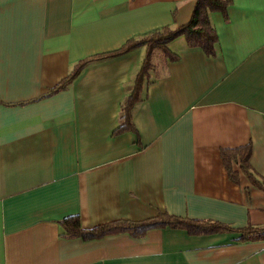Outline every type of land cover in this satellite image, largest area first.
Wrapping results in <instances>:
<instances>
[{
	"label": "crops",
	"instance_id": "obj_1",
	"mask_svg": "<svg viewBox=\"0 0 264 264\" xmlns=\"http://www.w3.org/2000/svg\"><path fill=\"white\" fill-rule=\"evenodd\" d=\"M195 0H0V264H264V192L221 150L249 144L264 178V0L209 14L215 54L167 44L124 123L144 48L80 61L190 18ZM158 76V77H157ZM123 125V126H122ZM166 213L231 228L161 226L83 239L82 228Z\"/></svg>",
	"mask_w": 264,
	"mask_h": 264
},
{
	"label": "trees",
	"instance_id": "obj_2",
	"mask_svg": "<svg viewBox=\"0 0 264 264\" xmlns=\"http://www.w3.org/2000/svg\"><path fill=\"white\" fill-rule=\"evenodd\" d=\"M232 0H195L190 18L179 25H164L149 32L137 35L127 40L118 50L109 53H102L98 56L86 58L77 64L76 67L56 87H63L94 58L105 57L129 52L132 49L143 47L144 57L142 64L135 74L133 88L127 100L122 105L124 123L129 119L132 106L140 100L144 87L153 82L151 71L155 63L153 61L156 50L160 49L165 61L176 60L178 56L167 48L172 40L183 37L188 47H198L206 55L215 54V44L218 40L216 30L210 22L209 14L219 11L226 15L228 6ZM158 77V76H157ZM123 126V125H122ZM251 147L249 144L236 148H225L221 150L222 161L228 171V175L235 179L236 174L232 170V164L237 163L241 172L251 181L252 185L264 192V178L258 179L252 172L249 159ZM64 234L68 237H81L91 239L102 237L107 234L127 232L132 236L140 237L152 228L171 226L185 229L190 234H208L220 231H229V227L219 222H208L193 220L186 217L159 213L156 216L138 221L119 220L100 224L91 228H82L78 216L65 217L59 221ZM240 239H256L264 236V226H250L240 230Z\"/></svg>",
	"mask_w": 264,
	"mask_h": 264
},
{
	"label": "rangeland",
	"instance_id": "obj_3",
	"mask_svg": "<svg viewBox=\"0 0 264 264\" xmlns=\"http://www.w3.org/2000/svg\"><path fill=\"white\" fill-rule=\"evenodd\" d=\"M163 60H164V57H163V53L161 52V50L160 49L156 50L154 57H153V61L157 62V63H161V62H163ZM156 67H157V65L154 66L151 73H154Z\"/></svg>",
	"mask_w": 264,
	"mask_h": 264
}]
</instances>
